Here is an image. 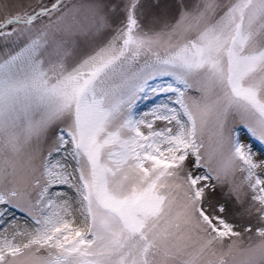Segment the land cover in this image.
<instances>
[{"label": "snow or ice", "instance_id": "obj_1", "mask_svg": "<svg viewBox=\"0 0 264 264\" xmlns=\"http://www.w3.org/2000/svg\"><path fill=\"white\" fill-rule=\"evenodd\" d=\"M14 7L0 264H264V155L240 134L264 146V0ZM222 185L243 226L213 199Z\"/></svg>", "mask_w": 264, "mask_h": 264}, {"label": "rangeland", "instance_id": "obj_2", "mask_svg": "<svg viewBox=\"0 0 264 264\" xmlns=\"http://www.w3.org/2000/svg\"><path fill=\"white\" fill-rule=\"evenodd\" d=\"M26 3H36V0H0V20H3L5 15L11 11H17L16 7L14 5L18 4H26ZM174 3V0H159V7L152 9L153 12L159 15H163L167 12V10L170 8V6ZM4 5H7L8 7H4ZM151 101V99L148 100H142L138 102L137 105V112L142 113L146 111V108L148 107V102ZM240 134L244 141L248 142L252 145L254 151L257 154V159L260 158L261 155H264V146L260 145L258 142L254 141L247 133L246 129L240 128ZM214 183V181H213ZM214 200H219L221 203H224L227 208L226 218L233 223H237L241 226L245 224L249 217L244 212V206L241 204L235 203V197L229 195L228 186L222 185L217 188V191L213 194ZM9 219H12V217H9ZM15 219L18 222H23L26 217L25 214L17 211L15 213ZM237 230H242V228H238Z\"/></svg>", "mask_w": 264, "mask_h": 264}, {"label": "trees", "instance_id": "obj_3", "mask_svg": "<svg viewBox=\"0 0 264 264\" xmlns=\"http://www.w3.org/2000/svg\"><path fill=\"white\" fill-rule=\"evenodd\" d=\"M152 105H153V100H151V101L149 102V107H148V109H147L146 111H148V110L152 107Z\"/></svg>", "mask_w": 264, "mask_h": 264}]
</instances>
